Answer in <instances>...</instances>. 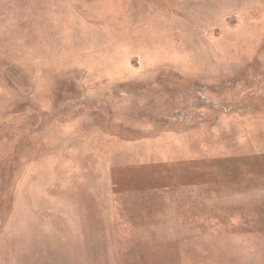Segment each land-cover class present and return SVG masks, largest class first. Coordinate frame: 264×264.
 <instances>
[{"label": "rangeland", "instance_id": "rangeland-1", "mask_svg": "<svg viewBox=\"0 0 264 264\" xmlns=\"http://www.w3.org/2000/svg\"><path fill=\"white\" fill-rule=\"evenodd\" d=\"M0 264H264V0H0Z\"/></svg>", "mask_w": 264, "mask_h": 264}, {"label": "crops", "instance_id": "crops-1", "mask_svg": "<svg viewBox=\"0 0 264 264\" xmlns=\"http://www.w3.org/2000/svg\"><path fill=\"white\" fill-rule=\"evenodd\" d=\"M197 152H198V151L190 152V153H191V156L196 155L197 157H200V156H203V155H205L206 153H208L207 151H203V152L197 154ZM228 152H229V151H228Z\"/></svg>", "mask_w": 264, "mask_h": 264}]
</instances>
